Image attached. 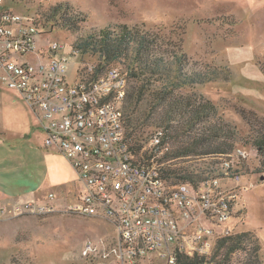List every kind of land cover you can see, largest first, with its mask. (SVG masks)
<instances>
[{
  "label": "rangeland",
  "instance_id": "1",
  "mask_svg": "<svg viewBox=\"0 0 264 264\" xmlns=\"http://www.w3.org/2000/svg\"><path fill=\"white\" fill-rule=\"evenodd\" d=\"M3 1L23 18L35 20L46 33L36 38L37 48L58 42L72 55L87 33L112 26H137L141 32L158 35L167 52L180 49L189 71L198 69L211 77V82L180 94L200 95L213 105L216 117L210 119L211 125L220 118L235 129L232 149L248 150L249 157L237 162L241 174L237 186L247 189L240 191L232 235L251 234V242H258L257 257L264 264V151L254 148V140L264 137V0ZM59 4L65 11L52 18V10ZM71 59L95 66L98 63L97 56L91 54ZM126 64L121 60L111 66L124 70ZM73 67L71 63L69 72ZM161 84L154 83L153 89ZM38 126L36 114L20 93L0 84V133L28 136V141L31 136L35 144L43 146ZM148 130L151 137L157 128ZM34 143L30 150L26 149L30 144L25 147L24 155L36 166L33 172L40 171L33 178L39 184L40 196L54 194L57 208L14 215L8 211L9 203L4 206V212H0V264H116L111 258H103L101 252L82 256L88 242L101 243L102 249H108L116 237L115 229L103 218L65 211L67 201L83 192V184L63 155L43 147L36 152ZM165 165L194 169L202 175L219 169L215 157L195 154L169 159ZM251 242H247V251H237L226 264H243L252 252Z\"/></svg>",
  "mask_w": 264,
  "mask_h": 264
},
{
  "label": "built area",
  "instance_id": "2",
  "mask_svg": "<svg viewBox=\"0 0 264 264\" xmlns=\"http://www.w3.org/2000/svg\"><path fill=\"white\" fill-rule=\"evenodd\" d=\"M28 19L0 0V84L20 93L37 116L43 147L63 155L83 184L65 211L103 218L115 229L108 249L88 242L82 256L101 252L116 264H181L183 257H209L218 239L234 233L235 207L247 189L237 186V162L249 157L248 150L216 156L218 172L205 173L196 184L168 181L162 164L140 162L130 149L122 71L111 66L96 73L95 65L75 63L76 55L58 42L37 48L36 38L44 34ZM162 137L154 132L144 149L160 146ZM166 150L168 145L161 153ZM55 200L49 194L37 202L10 201L8 211H54Z\"/></svg>",
  "mask_w": 264,
  "mask_h": 264
},
{
  "label": "trees",
  "instance_id": "3",
  "mask_svg": "<svg viewBox=\"0 0 264 264\" xmlns=\"http://www.w3.org/2000/svg\"><path fill=\"white\" fill-rule=\"evenodd\" d=\"M63 8L65 6L60 4L54 7L51 17L65 11ZM40 32L46 34L41 29ZM171 50L166 51L158 35L141 32L137 26L124 25L87 33L75 45L71 56H97L96 73L121 60L127 63L121 71L126 82H129L123 113L130 149L140 162L154 159L158 165L164 163L161 173L168 181L196 184L206 171L202 175L190 168L171 169L165 162L190 154L216 157L229 153L233 150L235 129L220 118L211 125L210 119L216 117V110L202 96L180 94L182 90H193L196 85L206 84L212 79L198 69L189 71L186 55L180 49ZM158 81L162 84L153 89ZM149 128L162 132V142L155 148L144 149L150 137ZM168 142H171V149L161 153ZM254 148L258 152L264 151V137L254 140ZM251 236L240 233L218 239L209 257H183L181 264H226L237 251L248 250L247 242H251ZM251 243L252 252L246 255L243 264H262L257 257L258 242Z\"/></svg>",
  "mask_w": 264,
  "mask_h": 264
},
{
  "label": "crops",
  "instance_id": "4",
  "mask_svg": "<svg viewBox=\"0 0 264 264\" xmlns=\"http://www.w3.org/2000/svg\"><path fill=\"white\" fill-rule=\"evenodd\" d=\"M39 131L44 139L41 127ZM37 127V128H38ZM31 136L23 137L19 134L9 135L8 132L0 133V212L3 213L4 206L10 201H38L43 199L40 196L39 184L33 180L35 175L40 171L33 172L36 168L34 164L28 160V156L24 155L25 147L30 150L34 141ZM43 142V141H42ZM35 151L38 148L42 150V145L34 143ZM43 149H45L43 147ZM48 150V149H45ZM37 178L43 180L41 175ZM260 238V237H259Z\"/></svg>",
  "mask_w": 264,
  "mask_h": 264
}]
</instances>
